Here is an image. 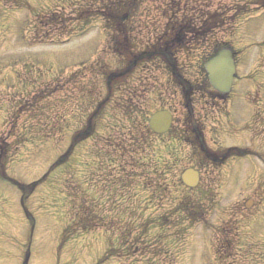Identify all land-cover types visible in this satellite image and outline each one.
<instances>
[{"label":"rangeland","instance_id":"1","mask_svg":"<svg viewBox=\"0 0 264 264\" xmlns=\"http://www.w3.org/2000/svg\"><path fill=\"white\" fill-rule=\"evenodd\" d=\"M204 18L206 48L229 47L236 71L227 99L198 91L187 117L164 62L113 43L141 51L168 22ZM200 41L176 53L194 83ZM112 72L119 88L92 116ZM162 108L171 131L148 133ZM232 147L255 154L220 161ZM0 148V264H264V0H0ZM10 180L34 185L23 196Z\"/></svg>","mask_w":264,"mask_h":264},{"label":"flooded vegetation","instance_id":"2","mask_svg":"<svg viewBox=\"0 0 264 264\" xmlns=\"http://www.w3.org/2000/svg\"><path fill=\"white\" fill-rule=\"evenodd\" d=\"M208 20H209L208 18L199 20L196 26L194 23H191L188 20L187 21L186 20H180V21L173 20V22H170V23L168 22L166 24V28L160 34L159 33L152 34L153 38L152 39L150 38L152 41H150V44L142 45L141 51H135V46L129 43L128 37H124L120 40L117 39V41H123L124 43L120 42L121 50H117L114 47V43H113V51L118 53L120 56H122L123 59H125V57H127L128 59V57L133 58L135 56H139L141 59L136 62H139V63L142 62V64L146 62H148L149 64H153V61H155L154 67L156 69L161 68L162 64L160 63V61H163L165 64V68L167 69V71H169V72L167 71L166 72L170 74L173 86L177 87L178 91H180V95H181L180 97L181 99H183V105L187 111L186 116L191 117L193 101L196 96L195 94L198 91H201L202 93H204V95H207L209 99L217 98V99L224 100L225 98L227 99L232 89V85L230 87V90L227 93H222L214 89L204 69V63L206 62V60H208L212 55H214L217 52V50L224 47V45L215 43L211 47V49L206 48V45L208 44L206 41H208L207 39L211 34L210 33L211 24L208 22ZM119 22L120 21H118V23ZM121 26H124V25H121ZM196 39L197 40L201 39V41H203L205 45H204L203 55L199 59L200 64L197 69L198 71L197 77H196L197 80H194V81L199 80V82L194 83V82L187 80L186 77L188 76L186 75V67L185 65L182 66L179 64L176 53L178 52V49L182 46H184L186 50V48H188L189 41L196 40ZM215 50L216 52L213 53ZM232 58L234 60V63L236 64V57L234 56L233 52H232ZM126 70H128V67H126ZM119 73L112 72L109 74L107 73L105 75L106 93L103 99L95 106L92 116L93 114L97 116L99 114V111L101 112L102 107L106 106V104L114 98L113 97L114 91L119 88L118 86L119 83L116 81V78L114 77L119 76L120 75ZM121 73H124V72H121ZM146 78H147L146 75L144 78L142 77V96L144 95L147 87H149V84L147 85ZM123 103L124 101L121 100L119 105H123ZM126 108H127V105L125 109ZM162 110L168 112V114L170 115V123H169L168 129L165 132L158 133V132L153 131L150 128L148 122L152 114H154L157 111H162ZM141 117H142V111H141ZM173 121H174L173 116L169 110L163 109V108L157 109L154 112L150 113L147 118H145L146 130L148 133H152L155 135H163L171 131L172 129L171 124ZM91 122H92V128H93V120H91ZM207 153L208 151L205 154L208 155ZM229 154L243 156V155H254L255 153L252 152L248 148L238 149V148L232 147L226 151V154L221 156L220 161H222L224 157H228L227 155ZM213 157L212 158L207 157V158L209 159L210 162L215 163V161L218 159L213 158ZM251 205H252V201L250 200L243 202L244 208H249ZM197 209H200V207H197L196 205L195 207L193 206L191 209L190 215L193 218L196 216L197 217L201 216V215L198 216L200 213L199 211H196ZM227 244L229 243L227 242Z\"/></svg>","mask_w":264,"mask_h":264},{"label":"water","instance_id":"3","mask_svg":"<svg viewBox=\"0 0 264 264\" xmlns=\"http://www.w3.org/2000/svg\"><path fill=\"white\" fill-rule=\"evenodd\" d=\"M204 67L212 87L223 93L228 92L235 72L231 50L227 48L220 49L205 63ZM169 123L170 115L166 111H158L149 118L150 128L158 133L166 131ZM181 177L185 185L192 187L196 184L197 172L186 169Z\"/></svg>","mask_w":264,"mask_h":264},{"label":"trees","instance_id":"4","mask_svg":"<svg viewBox=\"0 0 264 264\" xmlns=\"http://www.w3.org/2000/svg\"><path fill=\"white\" fill-rule=\"evenodd\" d=\"M111 6V3H110V1L109 2H107V3H103V10L102 11H100V14H102V16L103 15H105V16H108V17H112V10L113 9H115V8H113L112 9V7H110ZM106 13H105V12ZM114 11V10H113ZM115 12V11H114ZM116 12L117 13H119L120 11L119 10H117L116 9ZM123 12V13H122ZM116 14V13H115ZM129 12H126V10H123V11H121V14H117L115 17H113L112 19V21L115 23V22H117V21H121V20H124V19H128L129 18ZM210 15V18L215 22L216 21V19L218 18V16H217V13H211V14H209ZM80 16H82V17H90L91 15L88 13V11H83L82 12V15H80ZM52 17V16H51ZM107 17V18H108ZM54 18H51V20H53ZM58 22H55V25H56V27H59L58 25ZM60 24V23H59ZM212 24H214V23H212ZM217 50V49H216ZM216 50L213 52V53H215L216 52ZM91 122V121H90ZM88 123V125H87V127H88V129H87V131H85V130H82L81 132H76L74 135H73V138H72V142H71V146H70V148L73 146V145H75L76 144V142L79 140V139H81V138H83V136H85V134H87L91 129H92V122L91 123ZM1 149V148H0ZM3 152H4V150L2 149L1 150V152H0V154H3ZM2 156H0V158H1ZM58 160H60V158L58 157V159L56 160V161H58ZM0 175H2V177L4 178V171H3V168L0 166ZM11 181V180H10ZM11 182H14L15 183V185H16V187L20 190V193L24 196V194L28 191V190H30V188L34 185V184H28V185H22V184H18L17 182H15V181H11ZM184 210L185 211H188V208L186 207H184ZM198 210V209H197ZM189 212V211H188ZM190 213H191V210H190ZM82 216L83 215H87V212L86 213H82L81 214ZM89 215V214H88ZM92 216V215H91ZM90 216H85V217H81V218H77V220L75 221V222H81V223H83V222H85V221H89L90 220ZM82 228H84V227H82Z\"/></svg>","mask_w":264,"mask_h":264}]
</instances>
